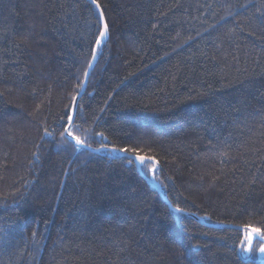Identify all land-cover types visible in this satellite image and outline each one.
Wrapping results in <instances>:
<instances>
[{"label": "trees", "instance_id": "1", "mask_svg": "<svg viewBox=\"0 0 264 264\" xmlns=\"http://www.w3.org/2000/svg\"><path fill=\"white\" fill-rule=\"evenodd\" d=\"M99 2L70 131L225 226L67 137L95 6L0 0V264H264V0Z\"/></svg>", "mask_w": 264, "mask_h": 264}, {"label": "snow or ice", "instance_id": "2", "mask_svg": "<svg viewBox=\"0 0 264 264\" xmlns=\"http://www.w3.org/2000/svg\"><path fill=\"white\" fill-rule=\"evenodd\" d=\"M89 2L92 5L95 6L96 13H97V21H96V23H97V25L99 27V31H98V34H97V38L95 39V45H96L97 48H99V47H101L102 43L104 41H106V39H107L108 32H109V25H108L107 20L104 17V9H103L102 5L100 4L99 0H89ZM92 59L93 60L96 59L95 53H93ZM88 67L91 68L92 64L90 63L88 65ZM84 75H85V77H87L88 73L85 72ZM72 110H73V106L70 104L69 105V113H71ZM66 122L68 123L70 129H75V128L78 127V125L73 123L72 114H66ZM45 134L46 135H51V133L48 132L47 129H45ZM67 136L72 137V139L75 140L76 146H77V150H79V146L84 145V141L81 140L79 137L73 136L72 131L68 130L67 131ZM64 142L67 143L66 140ZM88 147H90V145H88ZM113 150L114 151H123V152L130 151L128 149H113ZM138 159H140L141 161L143 160L142 157H138ZM130 163H131V161H130ZM176 211L182 212L183 209L177 208ZM253 234H256L259 237V241L261 243L259 251L261 253H264V232H262L261 229H259V228H251V231H247L246 230V235L244 237V240L240 241L241 247L243 248L245 246V244H246L247 247L245 248V251H247V252H251L252 251V247L251 246H252V242H253V238H254ZM33 235H35V233H33Z\"/></svg>", "mask_w": 264, "mask_h": 264}, {"label": "water", "instance_id": "3", "mask_svg": "<svg viewBox=\"0 0 264 264\" xmlns=\"http://www.w3.org/2000/svg\"><path fill=\"white\" fill-rule=\"evenodd\" d=\"M104 17H105V16H104ZM103 43H104V42H103ZM103 43H102V45H103ZM102 45H101V46H102ZM98 49H99V48L95 47L94 53H95L96 59H95V60L91 59L90 63L92 64V67H91V68H89V67L87 68V71H86V72L88 73V75H87V77H84V81H83V85H82L81 91H80V93L78 94V96L75 98V100H74V102H73V110H72L73 123H74V120H75V115H76V111H77L78 102H79L80 98L83 96V94H84L85 91H86V88H87V85H88V83H89V79H90L91 73H92L93 68H94V66H95V64H96ZM68 130H70L69 125H68V127H67V129H66V135H67V131H68ZM67 137H68L71 141H73V142L76 144L75 140L72 139V137H69V136H67ZM75 137H76V136H75ZM80 147H82V148H84V149H87V150H89V151H91V152H94V153H101V152H108V151H110V152H112V153H119V154H122V155H125V156H128V157L134 159L135 162H136V164H137L138 170L141 172V174L144 176V178L148 181V183H149L152 187H154V188H155V189H156V190L162 195V197H163V198L165 199V201L168 203V205L170 206V208H171L172 210L176 211L177 207L173 206V205L169 202L168 198L165 196V194L163 193V191H162V189L160 188V186H159L154 180H152L150 177H148V176L144 173V171L142 170V166H143L144 161L154 162L153 159H151V158H146V157L139 156V155L129 154V153H127V152H123V151H114L113 149H117V148H113V147H110V146H104V147H99V148H97V147H92V146L88 147V145H87L86 143H84V145H82V146H80ZM138 157H142L143 160L141 161L140 159H138ZM177 212H178V211H177ZM182 213L189 214V215L193 216L194 218H196L197 220H199V221H201V222H203V223L209 224L210 226H213V227L225 226V224H212V223H207V222H206L201 216L196 215V214L187 213V212H185V211H182ZM229 227H230V226H229ZM237 228L242 229L241 227H237ZM248 231H251V228H250ZM244 233L246 234V231H244ZM253 237L256 238V239H259V237H258L256 234H253Z\"/></svg>", "mask_w": 264, "mask_h": 264}, {"label": "rangeland", "instance_id": "4", "mask_svg": "<svg viewBox=\"0 0 264 264\" xmlns=\"http://www.w3.org/2000/svg\"><path fill=\"white\" fill-rule=\"evenodd\" d=\"M154 168V164L153 165H149L148 169L149 170H153ZM261 246V243H256L254 238H253V242H252V251L251 252H247L245 251V248L247 247V245L245 244V246L242 249V255L245 256H253L256 260L258 261H263L264 262V253H261L259 251V248Z\"/></svg>", "mask_w": 264, "mask_h": 264}]
</instances>
